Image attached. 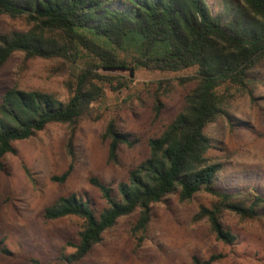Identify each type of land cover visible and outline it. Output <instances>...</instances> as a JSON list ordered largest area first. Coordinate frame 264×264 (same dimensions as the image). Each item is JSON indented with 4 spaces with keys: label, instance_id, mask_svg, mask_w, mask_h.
<instances>
[{
    "label": "trees",
    "instance_id": "16d2710c",
    "mask_svg": "<svg viewBox=\"0 0 264 264\" xmlns=\"http://www.w3.org/2000/svg\"><path fill=\"white\" fill-rule=\"evenodd\" d=\"M2 16L22 18L26 27L0 35V68L16 52L26 59L62 58L80 66L66 83V100L17 86L1 93L0 169L3 157L14 151V141L28 139L51 124H66L71 164L60 176L51 177L64 182L72 170L74 136L82 122L98 119L94 103L104 96V83L117 82L111 86L117 90L127 80L123 75L131 77L140 68L194 69L180 78L193 84L181 110L158 137L148 139L147 157L127 179L114 188L97 176L88 178L105 206L99 209L86 194L71 193L44 208L46 219H80L77 241L67 243L74 250L61 249V264H83L104 233L118 219L133 214L131 233L140 245L153 205L171 193L181 201L201 191L209 194L211 205L201 206L197 217L206 218L215 238L228 245L235 235L221 222L224 212L243 220L262 217L264 196L255 187L229 192L215 186L223 164L209 154L215 145L205 129L225 114L237 92L248 90L251 70L264 58V0L226 2L217 12L207 0H0ZM116 71L124 74H106ZM105 137L112 160L119 145L133 147L136 141L118 128L115 118L108 121ZM0 251L8 253L6 247ZM31 264L43 263L31 259Z\"/></svg>",
    "mask_w": 264,
    "mask_h": 264
},
{
    "label": "rangeland",
    "instance_id": "374dc122",
    "mask_svg": "<svg viewBox=\"0 0 264 264\" xmlns=\"http://www.w3.org/2000/svg\"><path fill=\"white\" fill-rule=\"evenodd\" d=\"M207 1L217 12L226 2L236 4L238 0ZM25 27L22 18H0V35ZM79 66L62 58L26 59L16 52L0 68V96L17 86L66 100V83ZM193 73V68H140L131 77L123 75L127 80L117 90L111 88L117 82L104 83V96L94 103L98 119L80 124L72 143V170L62 183L51 177L60 176L71 164L66 124H51L28 139L14 141V151L3 157L0 169V247L8 250L6 254L0 251V264H31V259L61 264V249L64 247L66 253L74 250L67 243L77 241L80 219H46L44 208L71 193L86 194L99 209L105 206L88 178L97 176L114 188L126 180L147 157L148 139L158 137L181 110L193 84L180 78ZM247 89L236 93L225 114L210 123L205 132L215 145L209 154L223 164L215 186L229 192L255 187L264 196V58L251 70ZM111 118L116 119L121 131L136 139L133 147L119 145L115 160L109 158V139L105 137ZM212 200L203 191L186 201H181L177 193L167 195L153 205L140 245L131 233L136 214L122 217L104 233L83 264H207L213 255L217 259L208 264H264V210L261 218L250 220L224 212L221 222L235 235L228 245L215 238L206 218L197 217L199 208L209 207Z\"/></svg>",
    "mask_w": 264,
    "mask_h": 264
}]
</instances>
